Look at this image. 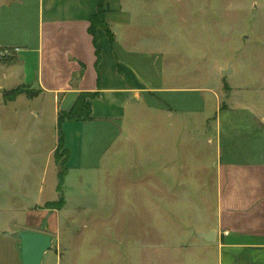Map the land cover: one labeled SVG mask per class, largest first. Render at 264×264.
Listing matches in <instances>:
<instances>
[{
  "label": "rangeland",
  "instance_id": "rangeland-1",
  "mask_svg": "<svg viewBox=\"0 0 264 264\" xmlns=\"http://www.w3.org/2000/svg\"><path fill=\"white\" fill-rule=\"evenodd\" d=\"M119 3L147 49L165 57L166 89L152 90L128 125L131 138L119 136L97 170L70 172L60 209L44 207L58 197L48 157L55 121L48 113L40 124L26 105L6 102L19 86L3 68L15 50L0 51V264H22L13 232L50 236L41 264H212L196 236L215 222L218 156L208 121L235 89H264V0ZM227 66L234 73L224 76Z\"/></svg>",
  "mask_w": 264,
  "mask_h": 264
},
{
  "label": "crops",
  "instance_id": "crops-1",
  "mask_svg": "<svg viewBox=\"0 0 264 264\" xmlns=\"http://www.w3.org/2000/svg\"><path fill=\"white\" fill-rule=\"evenodd\" d=\"M98 7L99 0H0V46L15 50L13 62L3 68L14 86L40 89L11 103L26 105L40 124L51 114L56 141L49 161L58 143L59 110L70 109L80 92L94 94L93 119L62 124L69 151L65 183L71 171L97 170L119 136L131 138L128 125L143 116L152 90L166 89L165 57L147 49L148 41L129 20L132 10L119 0H104L113 40L96 31L97 60L89 19ZM169 90L180 98L193 96L186 89ZM263 94L261 88L235 89L208 121L218 156L215 222L196 236L212 264H264V103L255 100ZM211 230V241L199 236Z\"/></svg>",
  "mask_w": 264,
  "mask_h": 264
},
{
  "label": "trees",
  "instance_id": "trees-1",
  "mask_svg": "<svg viewBox=\"0 0 264 264\" xmlns=\"http://www.w3.org/2000/svg\"><path fill=\"white\" fill-rule=\"evenodd\" d=\"M105 8H104V0H99V7L96 13L92 14L89 19V30L93 35V41L95 46V53L97 56V60L100 57V47L98 45L96 30L97 28H101L105 31L109 41L113 40V34L109 28L108 23L105 20ZM9 50L12 49L11 46L3 47L0 46L1 50ZM40 92V89L32 90L27 85H19L9 91L8 94L5 95V99L7 101H13L20 94H24L28 98H32L36 96ZM94 94L87 92H80L68 110H59L57 115V133H58V143L56 149L54 151V162L57 166V184H56V192H57V200L47 201L44 205L46 209H60L61 205L64 203V183L65 177L68 173V158L69 151L65 147L64 144V133L62 130V124L66 121H76V120H91L93 119L91 113V106L89 103V98L93 97Z\"/></svg>",
  "mask_w": 264,
  "mask_h": 264
},
{
  "label": "water",
  "instance_id": "water-1",
  "mask_svg": "<svg viewBox=\"0 0 264 264\" xmlns=\"http://www.w3.org/2000/svg\"><path fill=\"white\" fill-rule=\"evenodd\" d=\"M220 73L224 76L232 73V68L227 66L220 69ZM126 135V133H124ZM12 236H18L20 239V254L22 264H41L43 254L51 246L50 236L38 232L11 233ZM203 239L211 241L214 237V231L202 232L199 234Z\"/></svg>",
  "mask_w": 264,
  "mask_h": 264
}]
</instances>
